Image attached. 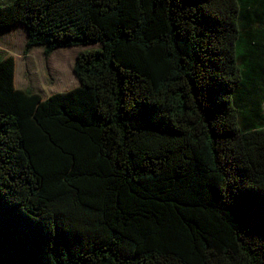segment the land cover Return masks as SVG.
<instances>
[{"label":"trees","instance_id":"obj_1","mask_svg":"<svg viewBox=\"0 0 264 264\" xmlns=\"http://www.w3.org/2000/svg\"><path fill=\"white\" fill-rule=\"evenodd\" d=\"M16 23L96 46L45 98L0 56V264H264V0H7Z\"/></svg>","mask_w":264,"mask_h":264},{"label":"rangeland","instance_id":"obj_2","mask_svg":"<svg viewBox=\"0 0 264 264\" xmlns=\"http://www.w3.org/2000/svg\"><path fill=\"white\" fill-rule=\"evenodd\" d=\"M7 0H0V5ZM26 29L19 23L0 28V56H14L16 59L15 84L20 88H30L43 98L69 90L79 85L74 73V64L81 50L96 44H78L57 47L46 55L43 46H34L25 51Z\"/></svg>","mask_w":264,"mask_h":264}]
</instances>
